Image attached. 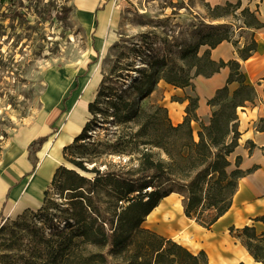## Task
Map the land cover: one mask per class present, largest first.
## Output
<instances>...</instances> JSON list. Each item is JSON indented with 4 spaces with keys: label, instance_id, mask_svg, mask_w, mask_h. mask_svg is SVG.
Here are the masks:
<instances>
[{
    "label": "trees",
    "instance_id": "obj_1",
    "mask_svg": "<svg viewBox=\"0 0 264 264\" xmlns=\"http://www.w3.org/2000/svg\"><path fill=\"white\" fill-rule=\"evenodd\" d=\"M3 4L7 10L5 17L26 20L23 0H0ZM257 7L258 3L255 9L243 6L241 0L207 4V22L201 18L192 24L191 41L178 51V58L184 63L178 65L163 55L154 58L147 69L141 70L130 96L124 95V88L115 100L106 99L109 105L104 109L98 104L107 89V93H112L107 82L114 71L103 74L94 100L87 104L91 118L63 147L64 154L78 149V158L68 159L72 167L58 166L50 180L51 185L65 192L66 205L58 212L49 210V189H45L43 204L38 209L42 215L40 225L31 220L27 231L20 228L16 232L21 243L26 240L20 255L24 264H209L203 250L194 253L143 223L163 197L176 192L182 196L184 214L209 228L230 207L238 179L253 169H241L240 156L235 157L233 164L229 157L238 144L237 108L254 101L255 86L246 82L238 59H214L211 49L227 41L241 60L249 58L257 47L255 31L264 26ZM69 11V7L60 6L57 17L62 19ZM49 18L51 11L44 20ZM225 66L229 68L227 83L236 82L237 87L230 91L226 84L208 99L207 104L213 109L208 124L200 121L197 139L191 127V121L198 120L197 95H186L188 104L183 120L175 125L169 122L166 128L157 123L154 115L162 108L167 111L165 107L156 106L151 113L140 104L161 78L173 86L193 89L195 76L208 77ZM185 67L193 73L185 72ZM109 107L112 110L107 114ZM98 113L105 115L104 122L110 115L108 123L115 126L103 141L87 133L96 123ZM256 129L264 131V117L258 120ZM50 134L37 136L27 144V160L32 168ZM148 145L159 147L166 157L156 158ZM125 154L138 155L137 165L127 167L128 164H114L109 159V155ZM85 161L93 166L87 167ZM111 164L117 166L112 168ZM165 184L167 187H163ZM101 195L106 199H98ZM204 209L213 211L207 219L201 216ZM28 211L30 208L24 209L18 218ZM54 218L57 223L52 222ZM258 219L264 222V216ZM230 231L242 239L255 260L264 264V230L257 234L253 226L245 225L235 230L231 227Z\"/></svg>",
    "mask_w": 264,
    "mask_h": 264
},
{
    "label": "rangeland",
    "instance_id": "obj_2",
    "mask_svg": "<svg viewBox=\"0 0 264 264\" xmlns=\"http://www.w3.org/2000/svg\"><path fill=\"white\" fill-rule=\"evenodd\" d=\"M106 1L98 0L95 7L99 5L104 8ZM241 1L243 6L248 5L250 9H255L258 3V13L264 20V0ZM23 2L25 7L22 13L26 20L20 22L18 19L5 17L6 4L0 5V177L10 174L6 160L13 144L37 123L44 124L47 127L46 133H51L43 151L46 149V153L52 154L57 142L58 126L63 120L66 121L72 105L82 100L83 85L96 66L101 73V79L105 72L114 71V76L107 82L112 93H107V89L98 104L104 109L109 105L106 99L115 100L114 97L120 94V90L125 88L124 95L130 96L132 86L142 75L141 70L147 69V64L154 58L163 55L169 61L182 65L184 62L178 58V51L183 44L191 41L192 24L201 18L206 20L207 4L215 5L205 0H114V12L108 15V19L115 17V20L109 22L106 34L98 39L96 29L88 31L83 21L76 17L74 0ZM63 5L69 7L70 11L60 19L56 10ZM49 11L51 18L44 20ZM96 17L97 14L94 18ZM238 31L239 29L236 33ZM105 42L106 48L102 52L101 46ZM239 42L242 44V37ZM202 51L203 47L199 52ZM184 70L193 73L187 67ZM76 75H79L78 87L74 88ZM159 82L164 83V79L161 78ZM99 84L100 82L94 89L92 101ZM162 93V88L156 86L148 97L140 101L141 106L151 113L156 106L164 107L160 102ZM209 107L211 116L213 108ZM111 110L109 107L107 114ZM97 115L96 123L90 126L87 133L92 138L103 141L110 136L115 126L108 123L111 121L110 115H106L109 119L106 122L103 120V113ZM154 115L163 128L169 122L173 124L163 108L156 110ZM136 128L134 126V130ZM193 135L197 139L196 132ZM63 147L57 161H54L56 166L53 173L60 165L72 167L68 161L70 157L78 158V149H69L64 154ZM148 147L156 158L166 157L159 147ZM137 156L109 155V159L114 164L122 162L128 164L127 167H134L138 162ZM85 165L92 167L93 163L85 161ZM103 166L99 165L102 168ZM116 166L111 164L112 168ZM163 187H167V184ZM45 189H49V210L58 212V208L66 205L65 192L50 182L43 191ZM43 191L40 205L30 208L23 218H18L17 215L24 210L7 212L3 209L0 213V264H24L20 255L26 240L23 239L21 243L16 238V232L20 228L27 231V224L31 220L36 226L40 225L42 215L38 209L43 204ZM169 194H173L182 204L181 194ZM98 199L105 200L106 196L101 195ZM212 213L213 211L204 209L201 216L207 219ZM52 222L57 223L56 218ZM145 225L149 224L145 222ZM149 227L158 232L155 225Z\"/></svg>",
    "mask_w": 264,
    "mask_h": 264
},
{
    "label": "crops",
    "instance_id": "obj_3",
    "mask_svg": "<svg viewBox=\"0 0 264 264\" xmlns=\"http://www.w3.org/2000/svg\"><path fill=\"white\" fill-rule=\"evenodd\" d=\"M97 1L95 0L89 7L92 13L91 18L81 19L88 31L97 28L98 18L95 19L94 16L98 15L99 10L105 8L109 0L106 1L104 8L99 5L95 7ZM205 1L212 4L225 2V0ZM255 39L257 41L256 50L246 60H241L235 47L227 41H223L211 49V56L214 59H238L246 82L255 86L256 98L254 101L246 102L237 108L238 144L229 157L230 161L234 163L235 157L238 155L240 156L239 167L241 169H253L238 179L230 207L209 228L202 226L193 218L187 217L183 212L181 202L176 200L173 194L163 197L153 210V212L156 211L155 226L160 234L176 240L194 253L203 250L209 264H263L255 260L242 239L230 231L231 227L235 230L245 225L253 226L257 234L264 230V222L258 219L264 216V131L256 129V123L261 117H264V26L255 31ZM228 74L229 68L225 66L208 77L197 75L192 79L193 89L189 86L176 87L166 82H159L157 86L163 90L160 102L166 108L171 122L177 124L183 120L185 107L188 104L186 95H197L198 106L195 112L198 120L191 121L193 132L198 130L200 121L207 124L210 118V107L207 101L215 94L216 89L226 84L230 91L237 87L236 82L227 83ZM78 79L79 75H76L74 88L78 87ZM84 85L82 100H84L85 94ZM91 100L85 102L86 109ZM80 131L69 124L67 119L63 120L56 132L57 142L52 154L46 153V149L43 151L46 141L38 152L39 161L35 168H32L27 160L26 147L29 142L40 135L32 137L26 143L24 152H21V148H19L18 155L12 154V159L9 158L14 146L16 148L20 145L23 136L21 135L18 142L13 144L12 151L6 160L9 163L10 174L0 177L1 212L3 209H7L10 203L11 211L17 212L40 205L43 188L51 180L56 166L54 161H57L61 148L69 144ZM46 132L47 127L41 135L49 134ZM9 187L11 188L6 198ZM145 222L147 220L144 221V225Z\"/></svg>",
    "mask_w": 264,
    "mask_h": 264
},
{
    "label": "bare ground",
    "instance_id": "obj_4",
    "mask_svg": "<svg viewBox=\"0 0 264 264\" xmlns=\"http://www.w3.org/2000/svg\"><path fill=\"white\" fill-rule=\"evenodd\" d=\"M75 1V15L79 19H84L88 18L90 19L92 16L91 11L89 10V7H91L94 3L95 0H74ZM114 0H109L108 3L106 4L105 8L102 10L98 11V23H97V35L98 39L102 38L107 32L108 24L109 22H114L113 19H108V15L114 12ZM113 16V15H112ZM101 41V40H100ZM106 43H103L101 48L102 52H104L106 48ZM101 80V73L99 72L98 66L92 71L90 77L88 78V81L84 85V100L81 102H76L72 105L70 108L68 114H67V120L69 124L73 125L76 129L81 130L85 123L89 120V117H91L90 112L85 108V102L87 100H91L90 98L94 94V89L98 85V83ZM92 101V100H91ZM46 126L42 123H37L30 129H28L22 136L20 145L15 148L14 150L15 153H11V157L9 158L12 159V154L18 155L19 153V148H21V152H24V148L26 143L34 136L36 135H41L45 131ZM7 212H10L12 210L11 203L7 206ZM154 208L149 212V214L146 216L147 222L149 225L154 226L156 224L155 219H156V211H154Z\"/></svg>",
    "mask_w": 264,
    "mask_h": 264
}]
</instances>
